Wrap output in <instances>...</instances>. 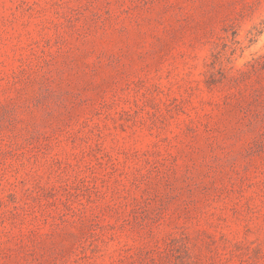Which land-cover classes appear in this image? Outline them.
Returning <instances> with one entry per match:
<instances>
[{"label":"rangeland","instance_id":"obj_1","mask_svg":"<svg viewBox=\"0 0 264 264\" xmlns=\"http://www.w3.org/2000/svg\"><path fill=\"white\" fill-rule=\"evenodd\" d=\"M0 264H264V0H0Z\"/></svg>","mask_w":264,"mask_h":264}]
</instances>
